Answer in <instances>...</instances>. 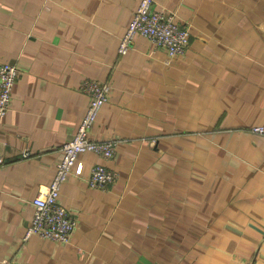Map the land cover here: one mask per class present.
<instances>
[{
	"label": "crops",
	"instance_id": "crops-1",
	"mask_svg": "<svg viewBox=\"0 0 264 264\" xmlns=\"http://www.w3.org/2000/svg\"><path fill=\"white\" fill-rule=\"evenodd\" d=\"M139 0H0V62L18 75L0 119V259L11 264H264V0H155L189 25L182 55L136 35ZM84 78L111 86L91 135L114 155L78 156L60 203L70 241L24 239L31 199L87 104ZM27 152L26 156L23 153ZM116 176L90 187L91 166Z\"/></svg>",
	"mask_w": 264,
	"mask_h": 264
},
{
	"label": "built area",
	"instance_id": "built-area-1",
	"mask_svg": "<svg viewBox=\"0 0 264 264\" xmlns=\"http://www.w3.org/2000/svg\"><path fill=\"white\" fill-rule=\"evenodd\" d=\"M155 0H139L132 18L125 31L118 39L117 52L123 55L129 51L136 35L148 39L153 48L163 49L169 57L182 55L189 43V27L180 22L167 10H154ZM18 75L15 63L0 62V119L10 107L13 86ZM80 89L87 97L86 109L73 137L60 145L61 159L55 165V171L46 187L40 189L31 199L33 206L32 218L25 229L24 239L38 236L58 244L70 241L76 221L68 210L60 203L59 197L63 182L73 173L80 175L82 162L80 154L95 153L103 160L110 159L119 141L114 138L96 139L91 135L96 116L111 91L110 84L95 79L84 78ZM250 132L264 137V124L250 126ZM28 153H23L26 156ZM3 158L0 156V165ZM115 178V172L105 163L91 166L87 178L90 187L106 190ZM0 264H11L8 259H0Z\"/></svg>",
	"mask_w": 264,
	"mask_h": 264
},
{
	"label": "rangeland",
	"instance_id": "rangeland-1",
	"mask_svg": "<svg viewBox=\"0 0 264 264\" xmlns=\"http://www.w3.org/2000/svg\"><path fill=\"white\" fill-rule=\"evenodd\" d=\"M165 10H167V11H171L175 16H176V14H175V12L174 11H172V10H168V9H165ZM176 18H177V16H176ZM178 19V18H177ZM179 20V19H178ZM180 21V20H179ZM180 22H182L183 24H186L188 27H189V25H188V23H186L185 21L183 22V21H180ZM101 82V81H100ZM110 88H111V86H110ZM111 92V91H110ZM110 95V94H109ZM83 164V163H82ZM115 176H116V174H115ZM32 237V236H31ZM36 237H38V236H36Z\"/></svg>",
	"mask_w": 264,
	"mask_h": 264
}]
</instances>
